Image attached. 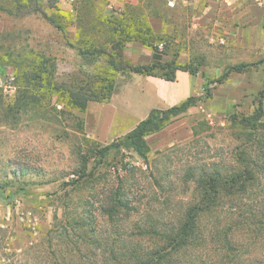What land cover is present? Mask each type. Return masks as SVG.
<instances>
[{
	"label": "rangeland",
	"instance_id": "rangeland-1",
	"mask_svg": "<svg viewBox=\"0 0 264 264\" xmlns=\"http://www.w3.org/2000/svg\"><path fill=\"white\" fill-rule=\"evenodd\" d=\"M45 2L0 0L4 24L0 72L15 77L11 88H0V264H26L24 251L46 237L55 216L60 219L76 209L92 217L89 226L103 242L111 246L114 239V249L130 250L134 255L159 251L163 245L160 237L152 235L154 231L142 232L139 226L152 230L155 227L149 218L161 211L165 216L175 215L180 204L191 200L194 183L184 181L188 168L207 166L222 153L233 164L226 153L239 139L229 129L231 116L251 115L260 99L264 110V97L259 94L264 82V62L260 63L264 61V0ZM66 4L71 13L63 9ZM61 12L69 17L61 18ZM130 16L148 20L158 42L164 44L162 49L158 47L163 63L199 64L203 84L217 80L231 66L257 64L232 74L228 82L220 84L216 99L195 111L215 112L219 117L215 123L199 121L191 139L150 150L148 160L133 150L117 148L123 136H112L106 142L94 136L99 107L109 102L104 100L106 87L114 86L111 99L128 78L137 75L115 71L110 65L114 59L125 68L132 63L129 52L135 49L129 47V35L116 37L111 28L115 23L107 20ZM81 37L92 41L90 50L102 53L81 55L77 46ZM157 73L163 72L158 69ZM180 85L182 95L189 89L192 94L204 93L202 87L188 88L182 80ZM218 86L211 85V92ZM74 88L95 100L84 111L72 104ZM147 94L151 96L150 90ZM143 96L138 92L129 100L135 119L151 107L150 98ZM128 123L130 120L125 126ZM105 146L111 149L101 158L99 150ZM116 194L136 209L114 202L116 208L105 211ZM239 198L240 211L228 210L226 216L241 223L227 231L224 247L211 236L213 220L208 218L202 224L205 241L189 249L185 260L192 264H264V179L259 176ZM171 255L169 252L163 261Z\"/></svg>",
	"mask_w": 264,
	"mask_h": 264
},
{
	"label": "trees",
	"instance_id": "trees-1",
	"mask_svg": "<svg viewBox=\"0 0 264 264\" xmlns=\"http://www.w3.org/2000/svg\"><path fill=\"white\" fill-rule=\"evenodd\" d=\"M66 12H61L63 16L61 14L59 16L67 19L71 11ZM48 20L55 27L61 28V24L56 20L52 18ZM126 20L130 22L128 24L131 26L127 24ZM126 20L107 21L115 23V26L113 25L111 28L116 30L114 32L116 37L121 38L125 33L127 37L129 35L127 40L129 43L151 49L154 54L149 64L126 63L128 65L125 68L119 67L116 61L112 59L110 65L113 70L158 77L172 82L176 81L178 71L189 72L192 75L199 73V64L197 66L178 64L174 60L163 63L160 59L162 51L158 48V45L163 44V42H158L159 38L153 34L148 20L136 16L127 17ZM138 24L140 26L136 29L135 26ZM100 31L97 29V32ZM132 33L134 35H131ZM90 44L92 41L79 38L77 45L79 46V53L88 57L102 53L95 48L90 50ZM42 64L44 65V62ZM255 66L257 64L231 66L217 80H207L202 85L204 91L202 95L191 96L165 110H152L146 119L142 120L116 143V147L133 150L141 158L148 160L150 147L146 141L147 136L162 131L175 120L185 116L192 108L197 107L200 102L211 99V85L216 87L223 84L232 73H243ZM158 69L163 73H157ZM37 72L41 73L42 70ZM106 91L108 96L106 95L104 100L109 101L114 86L108 85ZM259 94L261 98L264 97V82L263 89ZM70 95L72 104L82 111L86 109L89 101H95L92 95H88L82 89L74 88ZM259 103L255 112L249 116L241 118L238 114L231 116L229 129L234 130V135L239 139V144L233 148L229 147L226 154H228V158L231 156L234 159V163L229 164L225 154L222 153V156L217 155L218 159L207 166L200 165L195 168H188L189 171L184 174V181L185 183H194L191 200L184 205L180 204V210L175 215L168 214L165 216L164 212L161 211L156 217L149 218L152 227H155L154 229L148 230L139 226L142 232L154 231L152 235L160 237L163 243L161 250L153 251L148 255H134L135 253L130 250L114 249V239H111L113 243L111 246L108 241L103 242L94 229L89 226L92 217H87L83 212L76 209L73 214L70 212L63 213L60 219L55 216L54 225L47 232L46 237L24 251L23 255L28 258L27 262L31 258L29 261L31 264H192V260H185L184 257L188 256L189 249L197 243L205 241L206 236L202 224L208 218L213 220L211 236L215 238L216 244L224 247V243L227 241V231L230 227L241 223L238 219L235 222L229 220L226 212L228 210L239 212L241 208L238 202L239 197L248 193L259 176L264 179V122L262 121L264 110L261 99ZM203 123L206 122L203 121ZM109 149L111 146L101 148L99 150L100 157L104 158ZM157 154L161 155V152H157ZM161 187L164 188L162 185ZM117 195L114 197L115 200H109L111 204L104 208L105 211L112 212L116 208L114 202L121 207L136 209L135 206L125 203ZM158 228L160 230H157ZM169 252H172L174 256L171 255L163 261V257L167 256ZM163 253L167 254L163 256Z\"/></svg>",
	"mask_w": 264,
	"mask_h": 264
},
{
	"label": "crops",
	"instance_id": "crops-1",
	"mask_svg": "<svg viewBox=\"0 0 264 264\" xmlns=\"http://www.w3.org/2000/svg\"><path fill=\"white\" fill-rule=\"evenodd\" d=\"M40 1L42 5H45L46 0ZM3 29L4 24L0 19V35ZM129 47H133V49H135L132 52H129L132 64L151 63L153 56L149 49L142 48L140 46L138 47L132 43ZM232 74L225 82H228L232 78ZM181 80L188 88H192V86L201 88L203 85V77H201L199 73L192 75L189 72L178 71L176 73V81L174 82L166 81L153 76L132 75L124 82V87H122V90L119 93L114 94L109 102L103 103L99 107V111L96 116L94 136L101 142L108 141L112 136H125L142 120L146 119L152 110H165L183 102L191 96L200 94L199 91L198 93L194 92L193 95L192 91H190L191 89H189V92L186 95H182V85H180ZM221 85L214 90L211 99L205 102H200L197 107L192 108L185 116L175 120L162 131L147 136L146 141L150 150H162L176 143L191 139L193 137V127L199 121L206 120L211 123H215L219 118L216 116L215 112H212L211 114H196L198 112L195 113V111H199L198 109H204L207 102L212 103L216 99L219 91L218 88ZM149 90L151 92L150 97L147 96V92H149ZM138 92H141L142 95H144L143 97L147 96L150 98L151 107H148L145 112L142 111L145 115H141L140 118L138 117L135 119V117H133V114L135 113L133 107L129 103V100ZM127 120H130V123L125 126V121ZM131 123L132 125L130 126Z\"/></svg>",
	"mask_w": 264,
	"mask_h": 264
},
{
	"label": "built area",
	"instance_id": "built-area-1",
	"mask_svg": "<svg viewBox=\"0 0 264 264\" xmlns=\"http://www.w3.org/2000/svg\"><path fill=\"white\" fill-rule=\"evenodd\" d=\"M63 8L67 11H72V9H70L67 4ZM163 46L164 44H159L158 47L162 49ZM14 81H15L14 75L12 74L5 75L0 72V88L7 90L12 87Z\"/></svg>",
	"mask_w": 264,
	"mask_h": 264
}]
</instances>
